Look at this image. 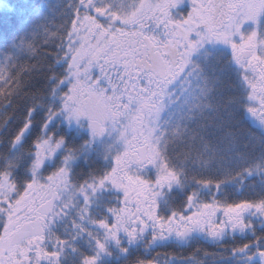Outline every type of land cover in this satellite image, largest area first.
<instances>
[{
    "label": "snow or ice",
    "instance_id": "1",
    "mask_svg": "<svg viewBox=\"0 0 264 264\" xmlns=\"http://www.w3.org/2000/svg\"><path fill=\"white\" fill-rule=\"evenodd\" d=\"M0 264H264V0L0 11Z\"/></svg>",
    "mask_w": 264,
    "mask_h": 264
},
{
    "label": "trees",
    "instance_id": "2",
    "mask_svg": "<svg viewBox=\"0 0 264 264\" xmlns=\"http://www.w3.org/2000/svg\"><path fill=\"white\" fill-rule=\"evenodd\" d=\"M16 2L23 3L24 0H0V11L10 10V6ZM36 2H40V0H36ZM50 2L54 3L55 0H50Z\"/></svg>",
    "mask_w": 264,
    "mask_h": 264
}]
</instances>
